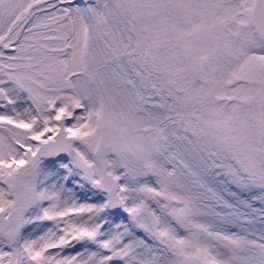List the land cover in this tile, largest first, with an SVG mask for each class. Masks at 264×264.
<instances>
[{
	"label": "snow or ice",
	"instance_id": "obj_1",
	"mask_svg": "<svg viewBox=\"0 0 264 264\" xmlns=\"http://www.w3.org/2000/svg\"><path fill=\"white\" fill-rule=\"evenodd\" d=\"M0 264H264V0H0Z\"/></svg>",
	"mask_w": 264,
	"mask_h": 264
}]
</instances>
